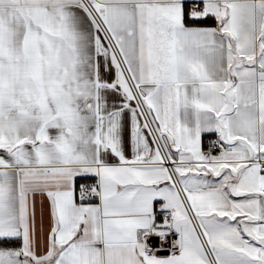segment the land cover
I'll list each match as a JSON object with an SVG mask.
<instances>
[{
  "label": "snow or ice",
  "instance_id": "1",
  "mask_svg": "<svg viewBox=\"0 0 264 264\" xmlns=\"http://www.w3.org/2000/svg\"><path fill=\"white\" fill-rule=\"evenodd\" d=\"M0 264H264V0H0Z\"/></svg>",
  "mask_w": 264,
  "mask_h": 264
}]
</instances>
